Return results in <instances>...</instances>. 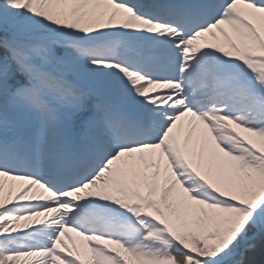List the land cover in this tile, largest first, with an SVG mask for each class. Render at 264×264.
<instances>
[{"label":"snow or ice","instance_id":"obj_1","mask_svg":"<svg viewBox=\"0 0 264 264\" xmlns=\"http://www.w3.org/2000/svg\"><path fill=\"white\" fill-rule=\"evenodd\" d=\"M264 238V0H0V264H246Z\"/></svg>","mask_w":264,"mask_h":264},{"label":"trees","instance_id":"obj_2","mask_svg":"<svg viewBox=\"0 0 264 264\" xmlns=\"http://www.w3.org/2000/svg\"><path fill=\"white\" fill-rule=\"evenodd\" d=\"M254 248L246 253V264H264V238L257 237Z\"/></svg>","mask_w":264,"mask_h":264}]
</instances>
